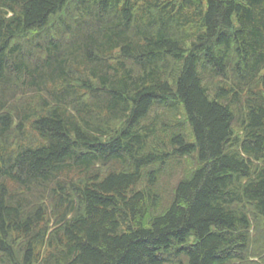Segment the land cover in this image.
Returning <instances> with one entry per match:
<instances>
[{"label":"trees","instance_id":"1","mask_svg":"<svg viewBox=\"0 0 264 264\" xmlns=\"http://www.w3.org/2000/svg\"><path fill=\"white\" fill-rule=\"evenodd\" d=\"M0 264H264V0H0Z\"/></svg>","mask_w":264,"mask_h":264},{"label":"rangeland","instance_id":"2","mask_svg":"<svg viewBox=\"0 0 264 264\" xmlns=\"http://www.w3.org/2000/svg\"><path fill=\"white\" fill-rule=\"evenodd\" d=\"M174 182H175V180H173V181L170 180V182H168V183L165 182L163 184V188L166 187L165 192H169L171 190L172 186L174 185ZM167 184H169V186H167Z\"/></svg>","mask_w":264,"mask_h":264}]
</instances>
